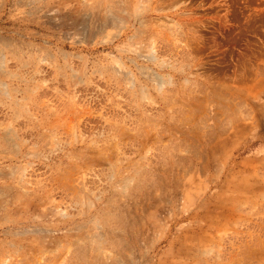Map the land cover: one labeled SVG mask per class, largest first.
I'll list each match as a JSON object with an SVG mask.
<instances>
[{
    "label": "rangeland",
    "instance_id": "obj_1",
    "mask_svg": "<svg viewBox=\"0 0 264 264\" xmlns=\"http://www.w3.org/2000/svg\"><path fill=\"white\" fill-rule=\"evenodd\" d=\"M0 264H264V0H0Z\"/></svg>",
    "mask_w": 264,
    "mask_h": 264
},
{
    "label": "bare ground",
    "instance_id": "obj_2",
    "mask_svg": "<svg viewBox=\"0 0 264 264\" xmlns=\"http://www.w3.org/2000/svg\"><path fill=\"white\" fill-rule=\"evenodd\" d=\"M113 16V15H112Z\"/></svg>",
    "mask_w": 264,
    "mask_h": 264
}]
</instances>
